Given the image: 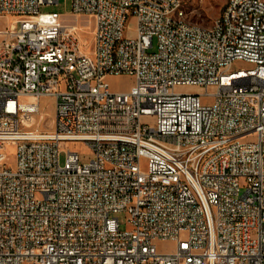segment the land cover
<instances>
[{
	"label": "built area",
	"instance_id": "2783aa9c",
	"mask_svg": "<svg viewBox=\"0 0 264 264\" xmlns=\"http://www.w3.org/2000/svg\"><path fill=\"white\" fill-rule=\"evenodd\" d=\"M57 3L0 0V264H264V0H226L208 27L181 26V0L40 13Z\"/></svg>",
	"mask_w": 264,
	"mask_h": 264
},
{
	"label": "rangeland",
	"instance_id": "374dc122",
	"mask_svg": "<svg viewBox=\"0 0 264 264\" xmlns=\"http://www.w3.org/2000/svg\"><path fill=\"white\" fill-rule=\"evenodd\" d=\"M226 4V0H181V8L185 13L186 20L190 23L197 24L202 27H208L212 22L218 18L223 7ZM40 13H58L66 15L70 11L69 0H58L55 5L42 6L40 8ZM11 19H0V31L8 27ZM85 27L84 35L82 41L84 43V49L89 51L91 46V33H92V23L88 21L83 22ZM135 30V20L129 18L127 22L126 35L129 37L134 36ZM233 69L248 68L244 64H234ZM105 83L109 86V91L111 93H125L128 92L134 84V80L129 76H109L106 78ZM185 90L184 88L176 89L177 92ZM40 111L42 115V120L36 122V127L39 131L49 132L51 130V120L53 113V100L51 98H41L39 100ZM60 150L64 153L67 151L76 153L79 156L81 163H87L92 160V155L87 146L83 143H62ZM5 154L8 157V165L13 166L15 148L7 146L5 148ZM63 155L60 157L62 162ZM146 164H141V170L145 171ZM118 219L121 222V228H124V215H118ZM174 245L172 243H158V252L164 253L172 251Z\"/></svg>",
	"mask_w": 264,
	"mask_h": 264
},
{
	"label": "bare ground",
	"instance_id": "6f19581e",
	"mask_svg": "<svg viewBox=\"0 0 264 264\" xmlns=\"http://www.w3.org/2000/svg\"><path fill=\"white\" fill-rule=\"evenodd\" d=\"M180 25L183 27H193V23H190L186 18H180ZM224 32H233V25H224Z\"/></svg>",
	"mask_w": 264,
	"mask_h": 264
}]
</instances>
